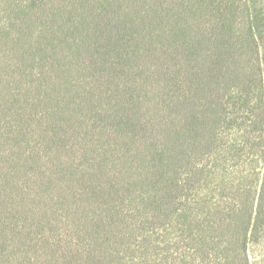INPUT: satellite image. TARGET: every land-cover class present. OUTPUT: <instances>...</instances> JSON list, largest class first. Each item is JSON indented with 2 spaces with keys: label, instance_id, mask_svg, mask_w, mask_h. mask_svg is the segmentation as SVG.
<instances>
[{
  "label": "trees",
  "instance_id": "trees-1",
  "mask_svg": "<svg viewBox=\"0 0 264 264\" xmlns=\"http://www.w3.org/2000/svg\"><path fill=\"white\" fill-rule=\"evenodd\" d=\"M81 1L72 0L76 7L66 27L55 25L51 37L41 36L42 56L49 51V59L39 69L38 87L18 96L25 110L28 94L34 106L47 110L43 149L23 146L36 132L19 115L16 127L1 133H12L13 144L0 149V225L20 224L32 247L56 235L49 227L66 225L75 232L78 213L89 212V192L103 198L94 167L95 160L100 165L107 158L102 146L117 149L127 173L165 142L196 150L207 130L200 116H208L219 98L230 68L224 62L236 49L228 23L238 0ZM247 24L243 35L254 40ZM190 102H202L204 111L190 115ZM155 124L163 126L160 132ZM185 134L190 136L182 139ZM144 174L145 168L132 183L139 185ZM65 258L51 255L48 264H65Z\"/></svg>",
  "mask_w": 264,
  "mask_h": 264
},
{
  "label": "rangeland",
  "instance_id": "rangeland-1",
  "mask_svg": "<svg viewBox=\"0 0 264 264\" xmlns=\"http://www.w3.org/2000/svg\"><path fill=\"white\" fill-rule=\"evenodd\" d=\"M72 5V0H0V149L13 144L12 133H1L16 127L17 115L35 126L23 146L29 152L43 149L47 110L34 106L30 94L25 110L18 96L38 87L39 69L50 54L44 60L42 37L65 26ZM230 18L236 49L231 59L224 56L230 68L219 98L208 116H200L207 130L196 150L168 141L162 155L161 145L127 173L117 149L102 146L107 158L100 165L95 160L94 167L103 198L89 192V212L78 213L77 230L49 227L56 235L32 247L35 242H27L20 224L0 225V264H48L51 255L63 253L65 264H264V0H238ZM247 23L254 40L243 35ZM200 103L190 102L187 113L204 111ZM144 168L145 179L134 185L131 178Z\"/></svg>",
  "mask_w": 264,
  "mask_h": 264
}]
</instances>
